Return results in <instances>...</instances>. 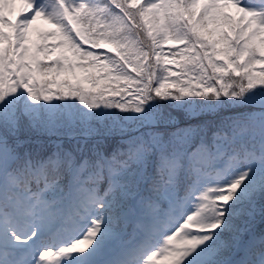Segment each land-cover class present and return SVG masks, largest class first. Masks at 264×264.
<instances>
[{
    "label": "snow or ice",
    "instance_id": "obj_1",
    "mask_svg": "<svg viewBox=\"0 0 264 264\" xmlns=\"http://www.w3.org/2000/svg\"><path fill=\"white\" fill-rule=\"evenodd\" d=\"M0 264H264V0H0Z\"/></svg>",
    "mask_w": 264,
    "mask_h": 264
},
{
    "label": "rangeland",
    "instance_id": "obj_2",
    "mask_svg": "<svg viewBox=\"0 0 264 264\" xmlns=\"http://www.w3.org/2000/svg\"><path fill=\"white\" fill-rule=\"evenodd\" d=\"M16 7H19V5H16ZM38 30H46L51 27V25L47 24L45 21L40 20L37 21L36 25L34 26ZM167 45H165V49L167 50Z\"/></svg>",
    "mask_w": 264,
    "mask_h": 264
},
{
    "label": "trees",
    "instance_id": "obj_3",
    "mask_svg": "<svg viewBox=\"0 0 264 264\" xmlns=\"http://www.w3.org/2000/svg\"><path fill=\"white\" fill-rule=\"evenodd\" d=\"M171 66V65H170ZM174 67V66H173Z\"/></svg>",
    "mask_w": 264,
    "mask_h": 264
}]
</instances>
